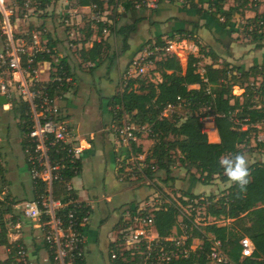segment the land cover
I'll return each mask as SVG.
<instances>
[{"label": "trees", "instance_id": "16d2710c", "mask_svg": "<svg viewBox=\"0 0 264 264\" xmlns=\"http://www.w3.org/2000/svg\"><path fill=\"white\" fill-rule=\"evenodd\" d=\"M47 1L51 0H44ZM136 1L110 0L108 5H113V11L117 14L119 5L124 7L125 12L137 10ZM165 1L175 0H159L160 4ZM227 1L185 0V4L191 9H196L199 14H209L223 27H227L233 15L241 13V7L247 6L249 0H236L237 5L225 9ZM73 2L78 6L96 4L98 9L105 11L104 0H73ZM205 4L207 8L204 7ZM108 8L109 6L106 10ZM221 17L225 20L221 21ZM141 19L120 26L114 21L113 25L109 26L112 33L122 37L124 49L129 47L130 35L137 31ZM105 26V23L99 22L100 35ZM251 26L253 29L249 30ZM263 28L264 11L248 19L245 25L247 32L252 35V40L257 41L256 48L264 47V44L259 42L261 38L258 34L263 32ZM91 34L92 32L87 30L82 41H86ZM177 37L178 41L195 40L199 47L198 55H189L186 68L182 67L175 55H154L151 57L155 65L152 74L159 72L162 81L155 82L146 74L123 79V89L110 96L108 101L113 118H121L122 115L127 114L136 124L151 127L152 133L139 134L141 141L144 138L148 141L152 140L149 148L144 149L143 141L139 146L136 143L133 146L136 153L145 154L144 162L148 165L145 172L153 181L158 178L157 173L162 171L166 174L163 179L166 184L170 181L174 182L176 177L172 176V172L178 165L204 184H209L216 178L230 182L220 195L184 191L179 202L170 199V202L154 211V222L158 233L160 237L165 238L178 227L183 205L191 204L192 215H183V222L192 234L188 243H192L193 239L202 242L187 257H179L167 264H213L209 257L212 247L209 236L223 243L229 258V262L223 264H264V161H255L248 166L249 182L243 189L229 181L221 164L223 159H232L237 154L245 155L243 146L251 144L253 132H257L259 126L264 131V65L256 64L246 68L223 62L216 67L219 55L213 49L202 45L195 38L193 31L181 29L166 36L167 39L173 40ZM156 41L159 45H166L162 36L157 37ZM80 52L85 61L97 62L103 56L104 46L101 42H95L90 49L82 48ZM205 57H210L212 62L203 66L202 73L200 62L204 61ZM259 76L262 77L259 85L248 82L250 78ZM194 84H198L199 87L190 88ZM235 85L245 87L239 97L233 94ZM234 93H236L235 88ZM169 104L175 107L168 116H164L162 113ZM117 105L121 109L116 110ZM181 109L185 110L184 115L180 112ZM16 110L17 107H15V116H17ZM21 112V117H25V107ZM207 117L212 118L215 123L220 137L218 142H211L204 129L203 118ZM244 125L246 128L243 127ZM257 145L264 148V141L259 140ZM2 160L0 153V178L5 181L6 167ZM152 165L157 167L156 171L151 169ZM81 169L82 163H80V172ZM74 176L76 175L73 172L65 171L63 179L53 184L54 197L66 204L58 212V215L65 220H68L70 211L75 210L76 215L81 216L83 210L90 208L84 201H81V207L75 203V200L79 199L78 192L69 189L67 185ZM45 188L42 182L33 183L34 196L44 193ZM156 188L160 191L158 185ZM4 192V187L0 188V194H3L0 197V245L6 246L10 253L8 259L0 261V264H16L17 245L23 242L21 239L17 241L10 239L8 225L15 224L20 217L16 206L21 201ZM199 207L204 208L206 219L213 217L215 221L207 222L205 225L195 223L194 217ZM9 215L11 216L7 217ZM48 219V216L43 215L42 221ZM217 220H223L225 223L220 225ZM244 236L250 237L254 243L251 256H243L240 240ZM122 256L115 259L114 264H137L142 260V255H132L129 251H125ZM52 263L55 264L53 261Z\"/></svg>", "mask_w": 264, "mask_h": 264}, {"label": "built area", "instance_id": "2783aa9c", "mask_svg": "<svg viewBox=\"0 0 264 264\" xmlns=\"http://www.w3.org/2000/svg\"><path fill=\"white\" fill-rule=\"evenodd\" d=\"M59 1L0 0V96L7 101L0 104V114L7 111L15 115L17 107L21 146L30 178L33 183L42 182L46 187L44 193L21 203L23 215L38 222L44 230V242L49 254L46 260H52L55 264H82L86 256L84 229L90 219L91 206L86 204L90 208L83 210L81 216H77L75 210L70 211L68 220H65L58 212L66 204L53 194L54 182L61 181L65 171H71L76 176L80 174L84 152L91 146L88 138L76 132L62 105L68 94L73 92L76 81L68 66L66 52L59 48L55 38L49 34L48 27L53 24L49 16L56 13L54 9ZM109 1L104 0L105 11ZM68 4L66 8L69 13H78V8L88 7L91 24L108 22L103 15L105 11L98 9L96 4L78 6L73 0H68ZM159 4V0H137L135 6L137 9H156ZM118 10L124 11V7L119 5ZM61 22L69 25L67 18ZM163 39L166 41L165 46L155 40L144 44L125 71L124 79L146 74L148 67L154 64L151 58L154 55H175V51H172L175 40ZM69 42L67 48L75 50V43ZM200 71L203 73L204 69L200 68ZM24 107L26 116L21 117ZM174 107L172 104L167 105L162 114L168 116ZM119 109L121 107L117 105L116 110ZM114 120L109 130L127 150L126 157L119 160V180H134L138 173L139 178L152 184L154 181L145 172L148 167L144 162L145 154L136 153L133 146L134 143L140 145V133H152L151 127L136 124L127 114ZM243 127L246 128L245 125ZM3 140L0 128V146ZM151 169L156 171L157 167L152 165ZM71 181L67 183L68 188L74 189ZM167 202L170 201L157 192L141 204L127 207L119 236L110 250L111 257L118 258L129 251L132 255H142V260L137 264H167L179 257H187L196 250V239L188 243L192 234L185 222L181 225L183 233L173 231L168 237H160L154 222V211ZM75 203L82 206L80 199L75 200ZM187 206L193 208L191 204ZM43 215L48 216V221H42ZM15 224L11 229L12 241L20 239L22 229L18 221ZM209 240L212 244L209 257L213 264L228 263L223 243L212 236H209ZM240 243L243 256H251L254 251L251 238L244 236ZM17 246L16 264H33L26 246L21 243Z\"/></svg>", "mask_w": 264, "mask_h": 264}, {"label": "crops", "instance_id": "0c3cea01", "mask_svg": "<svg viewBox=\"0 0 264 264\" xmlns=\"http://www.w3.org/2000/svg\"><path fill=\"white\" fill-rule=\"evenodd\" d=\"M233 1L234 3L228 5L230 2L228 0L225 5V9L238 4L236 0ZM166 2L167 1L161 3L158 6V9L152 10L153 12H151V14L147 13V10L145 9L125 12H133L134 14V20L130 23L142 18L138 24L137 31L130 35L128 40L129 47L126 49L123 48L124 42L122 37L120 35H116L114 32L112 33L110 27H107V31H105L104 27L102 34L100 35L98 30H95V25L93 23L90 26H87L88 31L90 30L92 32L91 36H89L86 41L74 42L75 51H79L82 48L88 50L95 42H101L104 46L102 58L97 62H90L95 66L104 65L105 73H108L106 76H103L102 79L93 78L91 81L92 84H90L91 90L87 89L86 85H82V82H80L79 87V83L76 82L73 92L71 95L68 94L66 100L62 103L76 132L80 136L88 138L91 142V146L84 152L80 174L74 177L71 181L72 187L78 192L80 201H84L87 205L91 206L90 219L84 229L86 235V256L83 264H90V262L91 264H94L93 260L96 259L95 252L96 250H101L103 245H106L108 248L110 264H114L115 259L123 257L122 255H119L118 258H112L110 250L119 236L120 224L123 220L124 210L127 207H135L141 204L149 196L154 195L157 192L160 193V191L154 186H151V184H146L147 186H139L128 181L119 182V160L123 156L126 157L127 150L124 145L118 143L115 135L111 130H109L110 124L115 121L110 112V106H108L109 97L116 93L117 85H120L123 70L125 71V69H128L126 67L130 66L133 58L138 54L144 45V42L149 38H157L159 36L164 38L168 34L177 32L181 29H186L193 31L195 33V38L202 45L209 49H213L219 55L220 58L218 63L215 65L216 67L222 65L223 62H229L232 65H238L240 63V66L246 67L250 65H258L261 61H264V47L256 48L255 46L257 41H249V38L240 34L241 28L238 29V26L240 25L238 24V20L242 22L244 21V12L247 19L253 18L257 13L264 11V4H260V6L258 5L259 7L255 9H250L248 6L241 7L242 12L235 13L229 25L227 27H223L209 14H199L196 9H191L185 4V0H182L180 3L175 2L172 4ZM204 7L207 8V4H205ZM81 9L86 10L87 12L85 13L90 12L88 7L78 8V12ZM77 16L79 17L80 15L78 14ZM224 20L225 18L221 17V21ZM80 23L81 22H77V24ZM142 24H145L143 28L141 26ZM235 24L237 31L234 30L235 32H232ZM105 25H107V23H105ZM55 26L53 28L49 26V32L51 33V36L55 38L56 44L63 47V43L58 37V30ZM249 29H252V26ZM259 36L261 38L259 42L264 44V28L263 32L261 31ZM181 41H183V46L191 53L188 52V56L183 60L179 58V52H177L178 54H175V56L179 59L182 67L186 68L189 55H198L199 47L195 43V40L184 39ZM120 45L121 51L118 53V47ZM61 50L66 52L68 66L73 72V65L70 58L71 53L68 55L70 49L66 46ZM205 61V64L211 63L212 59L210 57H205L204 61L200 63L203 64ZM115 67H117V71L113 75L112 71ZM201 68L204 69L202 66ZM152 69H154V66ZM123 74H125V72ZM154 74H156L158 78V81L155 82H161V74L159 72H154ZM99 83V86L102 88H98L100 92H103L104 89L109 90V93L103 92V111L101 112L95 111L94 108L91 107V104H89V101L87 102L86 100V98L88 99L87 93L92 91V89H95V85H98ZM198 87V84L190 86V88ZM236 87L241 89L238 95L235 93V95L239 97L243 93L244 88L240 85H235L233 87V91ZM118 91L119 90H117V92ZM3 131H5V133L9 132L7 129H4ZM219 140L220 137H218V141ZM1 151H4L2 155L4 161L9 160L10 157H12L11 154H13V151L15 153L20 152L25 162V171L28 176H30L22 146L20 149L15 148L12 150L9 144H6L3 146ZM95 175H99L100 179L104 182L106 179L111 181L110 185L112 186L113 194L104 196L99 195V193L88 192L89 190L93 191L92 189L94 188V184L91 178ZM29 180L31 182V187H27L24 182L21 187L23 190H26L27 188L31 189L30 192L33 193V182L31 178ZM117 181L120 185H118L119 183L117 185L115 184ZM195 184L196 183L192 181V185L188 191L194 192L196 187ZM130 188L136 190L135 197L131 200H125L126 197H124V195L127 196ZM13 195L17 196L14 193ZM27 197L28 196L26 195L23 198ZM19 215L20 217L18 218L20 219L22 216L25 217L21 212ZM28 220L31 222L30 234L26 233L27 235L25 236V239H23L21 234L20 239L27 248L29 259L33 264H53L51 260H46L49 254L44 242V230L42 227H39L38 222L31 219ZM111 220L113 222L110 226H108ZM10 239L13 240V236H10ZM9 253L10 250L6 246L0 245V261L8 259Z\"/></svg>", "mask_w": 264, "mask_h": 264}, {"label": "rangeland", "instance_id": "374dc122", "mask_svg": "<svg viewBox=\"0 0 264 264\" xmlns=\"http://www.w3.org/2000/svg\"><path fill=\"white\" fill-rule=\"evenodd\" d=\"M230 2L228 3V5H231V3H234L233 0H229ZM169 4L171 3H175V2H182V0H175L174 2H169L167 1ZM166 2V3H167ZM260 4H264V0H249L248 3V7H250V9H255L258 8L260 6ZM68 4V0H60L54 11L57 13L49 16L52 20V23L55 24L56 28H57V32H58V37L61 39L62 43H63V47H66L68 45V43H70L69 41H73V42H78V41H82L85 36H86V31L87 26L91 25V22H89V17H88V13L86 10L81 9L78 13H74V12H68L69 9H67ZM259 5V6H258ZM109 8L104 12V17L106 19L107 22V27L108 25H111L114 21H116L115 24H117L118 26L126 24V23H130L134 20V14L132 13H125V11L123 10H118L117 14L114 13L113 11V5H108ZM58 9H60L59 11H57ZM145 10H147V13L151 14V12H153V9H147L144 8ZM158 9V8H156ZM137 10H141V9H137ZM83 11V12H81ZM52 13V10L51 12ZM80 15L79 17L77 15ZM60 15V16H59ZM245 12L243 13V22L238 20V24H240L238 26V29L241 28V35H243L244 37L249 38L251 41L252 40V35H250V32H247V29H245V25L246 23H248V19L245 17ZM86 16V17H85ZM68 19L69 20V25H67L64 22V19ZM61 20L65 23H62ZM234 21V20H233ZM77 22H81L80 24H77ZM50 25L51 28L54 27V25ZM95 25V30L99 29V23H94ZM113 25V24H112ZM145 24H142V28L144 27ZM75 27V29H74ZM253 29V28H252ZM249 29V30H252ZM237 31V27L236 24L233 27V31L235 32ZM75 33V34H73ZM260 34V32L258 33ZM249 36V37H248ZM166 37V36H165ZM178 37L175 39L174 42H176V44L173 47L172 51H175L174 53L177 55L179 52V58L180 59H184L188 56L189 50L183 46V41H178L177 40ZM156 41V38H149L147 41L144 42V44L146 45L148 42L150 41ZM63 47H59L60 49H63ZM75 50L71 49L70 52H68V55L71 53V63L73 65V76L75 78V81L79 83V87H80V82H82V85H86L87 89H90V84L93 78L96 79H102L103 76H106L108 73H105V68L104 65H92V63L90 61H85L82 57H81V53L80 50L79 51H75ZM121 51V45L118 47V53ZM189 52V53H188ZM117 53V52H116ZM209 60V59H208ZM206 61L203 62V64L200 63V65L203 67L205 65ZM102 64V63H101ZM240 64V63H239ZM238 64V65H239ZM258 65H264V61H261ZM155 67L154 64H152L151 66L148 67V71L146 72V75L152 79L153 81H158L157 75L156 74H152V67ZM246 67H251L250 66H246ZM128 68V67H126ZM117 71V67L113 68V75L116 73ZM125 71H127L125 69ZM123 70V73L125 72ZM122 73L121 75V79H120V85H117V90H121L124 87V83L123 79H124V74ZM104 74V75H102ZM262 81V77H252L250 78V80L248 82L254 83L255 85H259V83ZM100 82V81H99ZM247 83V82H246ZM100 83L98 85H95V89H92V91H89V93H87L88 99L86 98L87 102L89 101V104H91V107L94 108L95 111H103V99H104V94L105 93H109L107 89H104L103 92H100V90L98 89L101 86H99ZM92 88V87H91ZM245 90V87H243ZM91 90V89H90ZM116 90V93H117ZM241 89L235 88V92L238 95L240 93ZM244 92V91H243ZM233 94L235 95L234 91ZM85 95V94H84ZM241 96V95H240ZM180 112L184 115L185 114V110L181 109ZM113 117V116H112ZM113 120V118H112ZM204 121V129L208 134L209 140L211 142H216L218 141L215 137H213V127H215V123L213 122L212 118H203ZM213 122V123H212ZM111 125V124H110ZM0 128L4 137V140L0 146V151L3 148L4 145L9 144V146L12 148V150H14L15 148L20 149L21 148V134H20V128L18 125V118L13 115L12 112H1L0 114ZM216 128V127H215ZM4 129L9 130V132L5 133V131H3ZM253 138H252V142L251 144H248L246 146H243L244 151H245V157L247 159V164L248 166L255 162V161H264V148L260 147L257 145L258 141H264V131L262 129L261 126H259V129L257 132H253ZM143 144H144V148L148 149L149 146L152 143L151 141L146 140L145 138L142 140ZM6 143V144H5ZM4 151H1V156L3 155ZM13 154H11L12 157H10L9 160L4 161V158H2L3 160V164L5 165V167L7 168V173H6V180L2 181L0 178V188L4 187V191L5 193L10 194L13 198L17 199L18 201H21L16 207L18 209L19 212L22 213L23 215V210H22V205L21 203L24 201V199H30L33 197L34 193H31V189L27 188L26 190H23L21 185L24 182L27 187H31V182H30V176H28L27 172L25 171V162L23 160V157L21 155V153L19 152H12ZM15 153V154H14ZM18 164V165H17ZM176 177V180L170 181L169 183H165L164 182V178L166 177V174L164 172H159L157 173V179H154V184H151V186H154L155 188L158 185V188L160 189V194L162 195L163 198L165 199H174L176 201H180V197L183 196L184 191H188L190 186L192 185V181L195 184V189L194 192L197 194H216V195H220L221 192L230 184V182H224L222 181L220 178H216L214 181H212L209 184H204L201 180L197 181V179L191 175L188 174L185 169L181 168L180 166L176 165L173 168V172H172V176ZM93 184H94V188L92 189L93 191H88L89 193H99V195H111L113 194V189L112 186L110 185L111 181H109L108 179H106V181H102L100 179L99 175H95L94 177L91 178ZM121 182V181H119ZM117 181V183H115L116 185L119 183ZM128 182H131L135 185H144L147 186L145 179L139 178V174L136 173V179L134 180H129ZM115 185V186H116ZM120 185V183L118 184ZM149 186V185H148ZM135 191L134 189L130 188L128 190V194L127 196L124 195L125 200H131L135 197ZM12 192V193H11ZM30 192V193H28ZM16 194L17 196L13 195ZM3 194H0V196H2ZM28 196L27 198H23L24 196ZM196 214H195V221L197 223H201V225H205L207 222H214V218L213 217H209V218H205V210L204 208H197L196 209ZM183 213L189 215H192V209L189 208V206L187 205H183V212L181 214V216L179 217V225L178 227H176V229H174V232L177 234H181L183 233V229L181 228V225L183 224ZM21 215V216H22ZM11 215L7 216L10 217ZM17 221L21 224V233L19 235V237L23 236V239H25V236L27 235L26 233L30 234V226H31V222L26 219L25 217H21L17 219ZM112 220L109 222L108 226H110L112 224ZM218 224H224L225 222L223 220H217ZM25 224V225H24ZM13 225H16L14 223H9L8 227L9 230L12 229ZM25 226V227H24ZM173 232V233H174ZM33 234V233H32ZM201 240H195L194 242V246L197 247L199 245H201ZM95 257L96 259L93 260L94 264H110V259H109V252H108V248L106 247V245H103L101 247V250H96L95 252ZM91 264V262H90Z\"/></svg>", "mask_w": 264, "mask_h": 264}, {"label": "clouds", "instance_id": "9594fccd", "mask_svg": "<svg viewBox=\"0 0 264 264\" xmlns=\"http://www.w3.org/2000/svg\"><path fill=\"white\" fill-rule=\"evenodd\" d=\"M221 164L225 168L229 181L236 183L242 189L247 185L249 172L245 155L237 154L232 159H223Z\"/></svg>", "mask_w": 264, "mask_h": 264}, {"label": "bare ground", "instance_id": "6f19581e", "mask_svg": "<svg viewBox=\"0 0 264 264\" xmlns=\"http://www.w3.org/2000/svg\"><path fill=\"white\" fill-rule=\"evenodd\" d=\"M213 137H215L217 140H218V137H219V135H218V132L216 131V128L215 127H213Z\"/></svg>", "mask_w": 264, "mask_h": 264}, {"label": "water", "instance_id": "95a60500", "mask_svg": "<svg viewBox=\"0 0 264 264\" xmlns=\"http://www.w3.org/2000/svg\"><path fill=\"white\" fill-rule=\"evenodd\" d=\"M6 99L3 96H0V104L6 103Z\"/></svg>", "mask_w": 264, "mask_h": 264}]
</instances>
